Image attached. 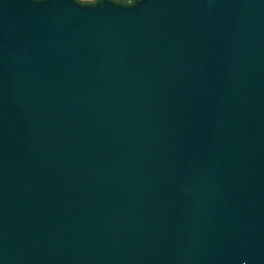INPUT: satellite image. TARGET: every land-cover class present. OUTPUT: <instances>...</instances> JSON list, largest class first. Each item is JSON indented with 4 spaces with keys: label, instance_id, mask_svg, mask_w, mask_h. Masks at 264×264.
Listing matches in <instances>:
<instances>
[{
    "label": "water",
    "instance_id": "water-1",
    "mask_svg": "<svg viewBox=\"0 0 264 264\" xmlns=\"http://www.w3.org/2000/svg\"><path fill=\"white\" fill-rule=\"evenodd\" d=\"M0 264H264V0H0Z\"/></svg>",
    "mask_w": 264,
    "mask_h": 264
},
{
    "label": "snow or ice",
    "instance_id": "snow-or-ice-1",
    "mask_svg": "<svg viewBox=\"0 0 264 264\" xmlns=\"http://www.w3.org/2000/svg\"><path fill=\"white\" fill-rule=\"evenodd\" d=\"M80 3H86V4H92L95 2V0H79ZM123 3L125 4H132L133 0H122Z\"/></svg>",
    "mask_w": 264,
    "mask_h": 264
}]
</instances>
